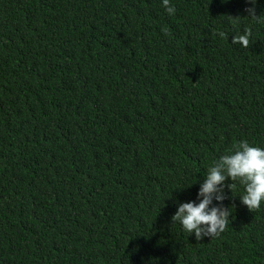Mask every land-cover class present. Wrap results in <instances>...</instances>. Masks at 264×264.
<instances>
[{
    "label": "trees",
    "instance_id": "1",
    "mask_svg": "<svg viewBox=\"0 0 264 264\" xmlns=\"http://www.w3.org/2000/svg\"><path fill=\"white\" fill-rule=\"evenodd\" d=\"M170 6L0 0V264H264L239 181L219 236L171 219L233 144L264 149V0Z\"/></svg>",
    "mask_w": 264,
    "mask_h": 264
},
{
    "label": "clouds",
    "instance_id": "2",
    "mask_svg": "<svg viewBox=\"0 0 264 264\" xmlns=\"http://www.w3.org/2000/svg\"><path fill=\"white\" fill-rule=\"evenodd\" d=\"M247 2L253 5L245 9L249 17L259 18L254 7L257 0ZM163 5L169 15L175 14L176 9L170 6V0H163ZM163 31L168 34L166 28ZM219 35L223 37L225 34L221 32ZM251 36V29H246L243 34H237L232 43L248 48ZM229 179L232 183L226 185ZM236 181L245 189V194L240 197L241 203L250 211L259 209L264 202V149L251 146L246 140L233 144L229 154L221 156L208 169L198 192L199 202L178 203L172 223L179 222L186 232L194 233L197 240L219 236L225 231L231 215V209L224 206L227 199L225 186L233 193Z\"/></svg>",
    "mask_w": 264,
    "mask_h": 264
}]
</instances>
